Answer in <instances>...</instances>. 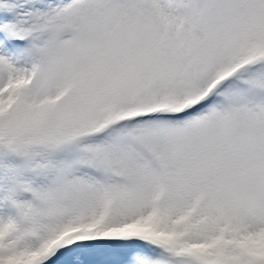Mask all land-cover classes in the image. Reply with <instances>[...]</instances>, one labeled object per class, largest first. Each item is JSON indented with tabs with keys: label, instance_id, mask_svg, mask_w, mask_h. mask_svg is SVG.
<instances>
[{
	"label": "snow or ice",
	"instance_id": "snow-or-ice-1",
	"mask_svg": "<svg viewBox=\"0 0 264 264\" xmlns=\"http://www.w3.org/2000/svg\"><path fill=\"white\" fill-rule=\"evenodd\" d=\"M0 264H264V0H0Z\"/></svg>",
	"mask_w": 264,
	"mask_h": 264
}]
</instances>
